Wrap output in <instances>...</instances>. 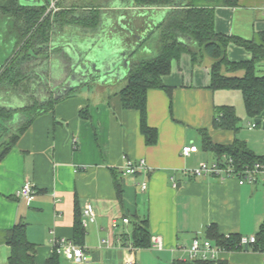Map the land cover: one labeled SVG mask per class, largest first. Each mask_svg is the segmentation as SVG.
<instances>
[{
  "label": "crops",
  "instance_id": "obj_1",
  "mask_svg": "<svg viewBox=\"0 0 264 264\" xmlns=\"http://www.w3.org/2000/svg\"><path fill=\"white\" fill-rule=\"evenodd\" d=\"M34 1L38 2L35 6H40L52 0ZM63 1L62 6L57 2L55 11L75 4ZM98 5L100 17L96 29H104L111 23L116 26L117 18L122 15L125 16L123 23L129 28L114 29L115 33L119 31L126 36L132 51L122 78L101 85L70 87L65 83L70 63L66 60L65 48L85 43L93 34L88 28L65 25L55 28L47 44L46 57L30 58L27 62H32L30 66L21 64L50 72L53 65L61 63L63 71L58 77L51 73L40 75L32 81L30 93L23 87H19L23 91L0 87V107L7 109H20L29 105V100L43 103L50 96L57 99L52 110L34 117L0 160V264H7L10 254L2 234L18 222L26 224V237L35 245L34 264H45L53 253L52 238L71 239L75 209L79 207L82 215L87 204L93 208L95 217L83 226L82 247L87 259L81 264L188 261L191 241L195 237L208 238L206 230L212 224L220 234H255L264 219L263 184L240 185L235 178L193 177L183 172L217 158L214 152L202 149L200 129H205L215 143L226 145L234 138L239 139L240 129L233 133L212 126L215 107L232 105L229 95L233 90L209 89L211 59L207 56L195 65L188 54L172 60L170 72L162 77L169 90L147 91V123L156 128L157 141L146 145L139 130L138 112L123 109L117 93L125 85L131 62L142 60L135 58L138 51L147 54L155 48L154 55L158 53L153 36L142 42L144 32L153 30L167 8L135 7L133 0H100ZM148 23H152L151 29ZM214 28L223 34L251 39L264 31V0H239L238 6L215 7ZM0 47L5 49L0 54L2 68L9 55L20 47L17 36L8 32L6 18H0ZM226 54L231 61L251 58L248 50L233 43L228 45ZM257 69L264 71V61L257 64ZM32 71L36 73L35 69ZM118 82L121 84L117 85ZM35 86H39L38 95ZM71 90L74 91L66 96ZM28 93L29 99H24ZM81 109L87 110L86 118L80 116ZM21 119L22 114L15 113L10 128L14 129ZM254 119L248 122V131L257 127L261 130L248 134L243 141L255 154L264 156V111ZM251 123L256 126L249 128ZM187 144L196 145L198 151L183 156L181 148ZM126 158L144 159L146 168L125 175L122 171ZM116 180L121 187L120 196ZM25 181H31L36 187L31 201L16 196ZM143 182L145 189L141 188ZM123 218L129 222L124 223ZM112 220L117 221L115 228L111 227ZM141 220H146L150 236H160L162 249L133 247L134 222ZM217 262L264 264L260 250L253 247L220 251ZM59 264L75 263L60 256Z\"/></svg>",
  "mask_w": 264,
  "mask_h": 264
},
{
  "label": "trees",
  "instance_id": "obj_2",
  "mask_svg": "<svg viewBox=\"0 0 264 264\" xmlns=\"http://www.w3.org/2000/svg\"><path fill=\"white\" fill-rule=\"evenodd\" d=\"M135 7L154 8L166 7L161 21L148 33L145 43L154 37L158 53L153 57L131 62L124 87L117 93L123 109L138 112L139 130L146 145H154L157 141V130L147 123L146 95L149 89L169 90L162 82V77L170 72L171 61L179 60L182 54H188L193 65L201 63L207 56L211 59L209 89L237 90L241 93L247 117L254 118L264 111V73H257V64L264 61V31L257 32L251 39L217 32L214 28V12L217 6H238L239 0H133ZM86 9V10H85ZM47 4L40 6L21 5L19 0H0V18L8 20V32L17 36L18 50L6 59L0 75V87L16 89L23 87L22 82L28 79L22 63L30 58L47 53V44L55 30L65 25H76L91 30L99 23V5H70L68 8L47 11ZM243 47L251 53L247 60L231 61L226 49L229 44ZM69 59L68 56L66 60ZM70 60V59H69ZM242 72L241 75L235 73ZM68 91L65 95H69ZM57 99L50 96L41 103L34 100L32 104L20 109L0 107V160L10 151L24 133L34 117L53 109ZM22 114V119L14 129L7 131L13 115ZM82 118L87 117V110L79 112ZM240 118L232 105H218L214 109L212 126L216 129L229 130L237 133ZM3 132H7L5 139ZM201 147L212 151L216 157L223 154L232 157L234 164L242 168L246 164L262 159L264 156L255 154L243 140L234 138L231 144H220L212 141L205 129L199 130ZM118 196L121 187L115 181ZM3 239L10 248L7 264H34L35 245L26 237V224L16 223L3 232ZM85 229L81 223V210L75 209L73 224V242L83 246ZM238 234H220L212 224L206 230V237L216 244L230 250H236L235 242ZM254 249L264 248V219L255 233ZM150 233L146 220L134 222L131 234L133 247L150 246ZM60 256L55 252L46 259L45 264H59ZM177 264H212L210 261L196 260L178 261ZM220 264V262H217Z\"/></svg>",
  "mask_w": 264,
  "mask_h": 264
},
{
  "label": "built area",
  "instance_id": "obj_3",
  "mask_svg": "<svg viewBox=\"0 0 264 264\" xmlns=\"http://www.w3.org/2000/svg\"><path fill=\"white\" fill-rule=\"evenodd\" d=\"M255 123L249 124V128H254ZM198 151V147L194 144H187L182 146L181 154L183 156H190ZM146 168L144 159L132 160L125 159L122 173L125 175H133L139 170ZM183 172L189 176H211L218 179L235 178L238 183L241 184H253L261 183L264 185V157L260 160L253 162L252 164H246L242 168H238L234 164L232 157L223 154L221 157H217L211 162H201L198 166L184 169ZM176 187V183H173ZM141 188H146V183H141ZM36 187L31 181H25L17 190L16 196L23 198L27 201H31L36 194ZM81 223L86 226L88 222H93L95 213L91 205L87 204L82 209ZM124 223H128L127 218H123ZM117 221L112 220L111 227L115 228ZM230 234H225L229 237ZM256 242L255 234L244 236L240 235L235 242V247L238 249H244L247 247H253ZM52 251L63 256L66 260L73 261L75 264H81L87 258L85 256L84 248L73 242L72 239L64 237H54L51 240ZM150 246L156 249H162V240L160 236L153 235L150 238ZM230 250L226 247L216 244L212 240L205 237H195L191 241L188 248V261L194 262L196 260L210 261L212 264H217V256L220 251ZM262 261L264 262V248L260 250Z\"/></svg>",
  "mask_w": 264,
  "mask_h": 264
},
{
  "label": "water",
  "instance_id": "obj_4",
  "mask_svg": "<svg viewBox=\"0 0 264 264\" xmlns=\"http://www.w3.org/2000/svg\"><path fill=\"white\" fill-rule=\"evenodd\" d=\"M19 3L29 6L38 5L34 0H19ZM124 19L125 16H119L116 26L111 23L104 29L97 28L92 31V36L87 38L85 43L65 48L70 63L64 79L68 81L70 87L109 84L124 76L128 66V56L132 51L131 47L127 46L126 36L114 31L118 27L129 30L123 23ZM4 50L3 47L0 54Z\"/></svg>",
  "mask_w": 264,
  "mask_h": 264
},
{
  "label": "rangeland",
  "instance_id": "obj_5",
  "mask_svg": "<svg viewBox=\"0 0 264 264\" xmlns=\"http://www.w3.org/2000/svg\"><path fill=\"white\" fill-rule=\"evenodd\" d=\"M62 0H52V1H50V3H46L47 4V10H46V12L47 11H53V10H55V7H56V4H57V2H58V5L59 6H62L63 5V3H64V1L63 2H61ZM99 1L100 0H70V1H68V3H75L76 5H85L87 2L89 3V4H92V5H97V4H99ZM49 8V9H48ZM61 8V7H60ZM150 27V26H149ZM149 29H151V27L149 28ZM151 31L150 30H146L145 32H144V35H145V38L148 36V33H150ZM152 42H154V44H156V40L155 39H153L152 40ZM0 51H3V47H0ZM139 52V53H138ZM137 52V54H135V58H136V60H138V59H146V58H149V56H152V55H154L155 54V48H153L152 49V51L150 52H148L147 54H145V53H143V52H140V51H138ZM10 54V53H9ZM10 56V55H9ZM41 56H42V54H41ZM44 57H46L47 56V54L46 53H44V55H43ZM42 56V57H43ZM32 63V62H31ZM30 62L29 63H27L28 65L29 64H31ZM25 64V63H24ZM34 65H35V63H34ZM33 65V66H34ZM30 66V65H29ZM61 63L60 64H57V65H53L51 68V70H50V72L49 71H46V69L45 70H43V71H45V73L41 70V67L40 68H37V67H35L34 69H35V72L36 73H33V71L32 70H34V69H32L31 67H26V65H23V70H24V72L27 74V76H28V79H24L23 80V84H22V86H23V88H24V90H26V91H30V92H32V90H31V83H32V81H34V80H37V78H39V76L40 75H47V76H49L50 75V73H51V76H55V77H58L59 76V74H60V72L61 71H63L62 69H61ZM260 70V69H259ZM258 69H257V73L259 74H261V73H264V71H259ZM38 74V75H37ZM68 81H66L65 83H67ZM54 84V83H53ZM117 85H120L121 83L120 82H118V83H116ZM39 88V86H35L34 88V91H35V93L38 95L39 94V92H40V90L38 89ZM19 88V87H18ZM18 88H17V90H18ZM23 88H19L21 91H23L22 89ZM51 89H54V86H52L51 87ZM45 90H47V87L45 86ZM26 91H24V92H26ZM29 92V93H30ZM29 93L27 94V95H25L24 97V99H29V97H28V95H29ZM22 95V94H21ZM27 100H25V101H27ZM229 100L231 101V103H232V105L233 106H235V109H236V112H237V115L240 117V123H239V125H240V130H239V132H238V134H237V137L239 138V139H244V137H246L248 134H251V133H253V132H258V130H261V127H257V128H255L252 132H250V131H248V129H247V125H248V122L249 121H251V122H253V121H255V119L254 118H250V117H247L246 116V113H245V110H244V105H243V100H242V98H241V95H240V93H239V91H236V90H233L231 93H230V95H229ZM27 103H29V104H31L32 102L29 100V102H27ZM10 124H9V126H8V132H9V130H11V128H10ZM15 128V127H14ZM6 133L7 132H3V133H1V134H3V136H4V139H5V136H6Z\"/></svg>",
  "mask_w": 264,
  "mask_h": 264
},
{
  "label": "flooded vegetation",
  "instance_id": "obj_6",
  "mask_svg": "<svg viewBox=\"0 0 264 264\" xmlns=\"http://www.w3.org/2000/svg\"><path fill=\"white\" fill-rule=\"evenodd\" d=\"M1 72H2V68H0V75H1Z\"/></svg>",
  "mask_w": 264,
  "mask_h": 264
}]
</instances>
